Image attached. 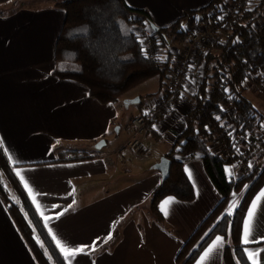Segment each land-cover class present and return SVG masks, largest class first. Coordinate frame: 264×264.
Segmentation results:
<instances>
[{
  "label": "crops",
  "instance_id": "crops-1",
  "mask_svg": "<svg viewBox=\"0 0 264 264\" xmlns=\"http://www.w3.org/2000/svg\"><path fill=\"white\" fill-rule=\"evenodd\" d=\"M125 1L146 9L154 25L167 28L186 10H200L212 0ZM59 2L0 0V147L11 173L65 264H177L184 243L222 199L202 160L188 157L183 166L194 199H161L162 221L151 210L152 194L162 183L154 165L168 157L176 137L186 129L194 98L182 93L177 104L148 127L147 149L123 147L132 132L128 114L132 118L147 111L162 96L133 94L136 87L125 94L120 108L121 102L102 104L84 84L57 76V44L66 19ZM188 88L192 95V86ZM245 88L244 96L264 116V90L249 80ZM144 97L149 104L142 103ZM17 172L29 183L36 203ZM262 189L264 185L252 201ZM238 202L234 194L228 208ZM12 204L0 198V264H40L10 210ZM244 220L239 239L243 255L252 264L247 253L259 250L257 259L264 264V198L252 221L254 236L246 245ZM222 237L220 255L203 264H226L229 239ZM58 240L67 246L92 247L66 259ZM203 252L194 264H201Z\"/></svg>",
  "mask_w": 264,
  "mask_h": 264
},
{
  "label": "trees",
  "instance_id": "trees-1",
  "mask_svg": "<svg viewBox=\"0 0 264 264\" xmlns=\"http://www.w3.org/2000/svg\"><path fill=\"white\" fill-rule=\"evenodd\" d=\"M237 2L243 9L235 12L233 5ZM58 5L64 8L66 19L57 44L55 74L84 84L90 95L102 104L119 103L127 92L156 76L160 78L163 95L168 96V74L175 71L177 63L170 62V57L162 59L161 52L176 40H171V34L184 33L183 21L194 25L202 16L212 22L219 11L229 15L226 21H218L220 29L214 26L215 42H210L207 52L201 55L200 60L205 61L204 75L192 100L193 109L186 118L187 127L176 137L168 154L172 161L170 177L154 190L151 210L162 221L158 210L161 199L174 196L192 201L195 192L184 172L183 161L188 157L202 160L222 199L184 243L176 263L194 264L210 242L221 235L230 242L225 250L226 264H249L239 239L249 204L264 185V168L243 173L237 179L226 170L241 160L237 138L244 137L247 131L263 129L264 116L244 96V84L247 80L260 84L259 77L264 78V0L230 3L212 0L200 10H186L171 26L157 29L152 27L153 21L146 9L132 8L125 0H60ZM209 13L213 14L212 18ZM134 23L152 28L150 45H144L132 30ZM85 28L87 31H77ZM214 48L219 55L211 54ZM232 125L237 127L235 134L230 129ZM214 142L221 146L226 142V145L219 152H213L209 146ZM0 169L21 200V208L11 205L10 210L39 263L65 264L11 173L1 147ZM234 194L239 195V202L228 215Z\"/></svg>",
  "mask_w": 264,
  "mask_h": 264
},
{
  "label": "rangeland",
  "instance_id": "rangeland-1",
  "mask_svg": "<svg viewBox=\"0 0 264 264\" xmlns=\"http://www.w3.org/2000/svg\"><path fill=\"white\" fill-rule=\"evenodd\" d=\"M230 1L234 2L235 0H228L229 3H230ZM212 13L208 14L211 18L213 17V14H214V13L213 14ZM227 16H229V15L224 13L223 11H219V12H216L214 14L215 19H212V22H209V21H211L210 19H208L209 21H207V17H205V16H202L200 18V20H197L194 23V25H189V22L183 21L182 25L184 28V31H183L184 33L183 34H177V33L171 34V36H170L171 40L174 41L175 38H176V40L172 44H170L167 48H164L161 52L162 59H166L167 57H170L169 58L170 62L174 61L177 63V65L175 66V71L170 72L168 74V79H169L168 86L170 85V89L173 88L175 85L174 79H175V75L177 72L178 64L180 62V56H181L180 54H182V52L188 46V43H189V36L188 35H189V33L194 32L196 34H202V33L209 31L210 32L209 45H210V42H213V43L215 42V36L213 33V31H215L214 26H219L217 24L218 21H219V23L226 21L228 18ZM219 29H220V26H219ZM132 30L137 32L138 36L140 37V40L143 41L144 45H150L151 44L152 35H153L152 28H150L148 26H142L141 24L138 25L137 23H134ZM218 35H224V34L222 32H218ZM219 39H221V38H219ZM221 41H222V39L220 40V42ZM215 52L217 53V55H219L218 53H220L218 50H216ZM201 55H204V54L200 53L198 55V57L195 58L194 63H193L194 66L197 67L195 69V72H194L196 76L191 80V83L192 84L194 83V85H192V84L188 85L190 87L192 86V88H193L192 89L193 92L191 91L192 95L190 94L189 88L187 86V81H184V83H182V85L179 86V89L182 93H186V91H187L188 96L193 97V98L196 95L195 93L198 90V85H199V83L202 80V77L204 75L205 61L200 60V58L202 57ZM256 85L260 88V84L256 83ZM137 87L138 88L136 90L132 91L133 94L142 93L143 95H145L147 92H156L155 93L156 95L150 97L151 99H154L155 97L163 96V94H164V91L161 89V82H160V78L158 76L150 78L149 80L138 85ZM244 87H245V84H244ZM263 90H264V87H263ZM125 97H126V95H124V97L122 99H124ZM180 97L181 96H179L178 99ZM137 98L138 97H136L135 99H137ZM122 99L119 101V102H121L120 108H122V106H123V104H122L123 100ZM142 100H143V102H142L143 104H145V102H147L146 104H149L150 99L147 101V99L144 97V99H142ZM140 102H141V100H140ZM176 102H178V101H176ZM135 104H138V102H135ZM174 106L166 107V109H164L163 112L165 110L172 109ZM226 110H228V107L226 108ZM163 112H162V114H163ZM127 117H128L127 119H130V121H132V119L134 118V117L130 118L131 117L130 113L128 114ZM230 129L233 130L232 134H235V132L237 131V127H235L234 125L230 126ZM244 137L247 139H245ZM244 137L240 136L239 138H237V141H239L238 142V152H239V154H241V160L240 161L236 160L233 163V165H231L229 167V170L232 173L229 176H231L232 178H235V179H237L238 177L243 175V173L252 172L253 170H256V169L262 170L264 168V123H263V129L256 130L255 132L247 131L244 134ZM129 139L123 145V147H125L127 149H130V147L127 145ZM225 143L226 142H222V146H221V144L214 142V143H211L209 147L211 148V150L213 152H219L221 148L223 149L225 147V145H226ZM130 150H132V149H130ZM150 151L152 152L151 153V155H152L153 154L152 147H150ZM249 164H251V168L249 167ZM1 175H2V188H3V192H4L3 197H1V198L2 199H8L9 201H11L13 203L12 205H15V206L21 208V200L18 197L16 191L14 190L12 183L10 182L8 177L3 173L2 170H1ZM237 197H239V195H237ZM15 198L17 199L18 203L14 202ZM231 206H232V204H231ZM231 206H230V208L227 209L228 212L230 209H231V212H233V210H235V209L231 208ZM229 244H230V242H229ZM42 246L44 247L45 245L42 243ZM44 249H45V247H44Z\"/></svg>",
  "mask_w": 264,
  "mask_h": 264
},
{
  "label": "built area",
  "instance_id": "built-area-1",
  "mask_svg": "<svg viewBox=\"0 0 264 264\" xmlns=\"http://www.w3.org/2000/svg\"><path fill=\"white\" fill-rule=\"evenodd\" d=\"M242 9L243 5L240 2H237L233 5V10L235 12ZM188 36L189 43L187 48L182 52V54H180V62L178 64L174 79L175 85L170 89L169 95H163L162 97H160L159 100L150 109L135 116L131 121L132 133L127 145L135 152H140L143 149H147L146 136L148 127L153 125V123H155L162 116V112L164 109H166V107H172L177 103L176 101H178V97L182 95L179 86L182 85L184 81L192 84L191 80L196 76L194 72L197 68L193 64L194 60L200 53H206L208 50L210 41L209 31L202 34L190 32ZM259 81L260 88L263 89L264 78L259 77ZM192 85H194V83ZM3 193L2 175L0 170V198L3 197Z\"/></svg>",
  "mask_w": 264,
  "mask_h": 264
},
{
  "label": "snow or ice",
  "instance_id": "snow-or-ice-1",
  "mask_svg": "<svg viewBox=\"0 0 264 264\" xmlns=\"http://www.w3.org/2000/svg\"><path fill=\"white\" fill-rule=\"evenodd\" d=\"M77 31H87V29H78ZM9 159H12V157L10 156ZM166 163V162H165ZM249 167L251 168V164H249ZM229 172V174L231 175V171L230 170H226ZM17 176H20L22 182L24 183V187L25 189L28 191V194L32 197L33 203H36V198L35 196L32 195V189L29 187V183L25 180V178L21 175L20 172L16 173ZM247 187V186H245ZM39 194V193H37ZM264 198V189H262L260 191V193L254 198V200L252 201L249 210L247 212V216L246 219L244 220V230H243V234H242V243L243 244H248L250 242V237L254 236V233L252 231V221L255 217L256 214V209L261 201V199ZM165 206L171 203V200L169 201H165ZM236 205L232 204L231 208H235ZM165 212H166V207H165ZM231 209L228 212V215H231ZM53 239H56V237L54 236ZM107 239H111V235L109 234V236L107 237ZM251 242H257L255 240H252ZM224 245V238L222 236H216L215 240L212 241V243L208 246L207 249H205V251L203 252V254L200 257V261L201 264H203V262L206 259H212L214 258V256H219L220 252L223 248ZM57 246L60 248V251L65 255V258H71L74 257L76 254L81 253L84 251L85 247H92V246H79V247H73V246H67V242H65L64 244H61L60 241H57ZM260 251L257 250L255 252H248V258L249 260L252 262V264H260L259 260L257 259V257L259 256Z\"/></svg>",
  "mask_w": 264,
  "mask_h": 264
},
{
  "label": "water",
  "instance_id": "water-1",
  "mask_svg": "<svg viewBox=\"0 0 264 264\" xmlns=\"http://www.w3.org/2000/svg\"><path fill=\"white\" fill-rule=\"evenodd\" d=\"M153 28L157 29L156 25H152ZM134 102H140V98L134 100ZM166 162V163H165ZM171 159L168 157H163L160 162L154 165V169L160 171L162 175V182L166 181L170 177L171 172Z\"/></svg>",
  "mask_w": 264,
  "mask_h": 264
}]
</instances>
